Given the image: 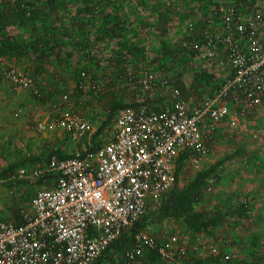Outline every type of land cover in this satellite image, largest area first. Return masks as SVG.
I'll return each mask as SVG.
<instances>
[{"label":"built area","instance_id":"2783aa9c","mask_svg":"<svg viewBox=\"0 0 264 264\" xmlns=\"http://www.w3.org/2000/svg\"><path fill=\"white\" fill-rule=\"evenodd\" d=\"M189 31L197 35L190 45L192 57L217 73L225 69L222 72L228 78L194 108L176 88L159 110L140 99L142 106L118 111L113 137L95 150L66 159L52 155L45 164L18 169L16 177L21 179L57 178L52 187L36 193L23 223L0 220V264H94L143 215L162 206L176 182L181 157L201 170L218 125L229 121L238 131L243 117L260 111L264 104V0L245 9L236 4L215 8L205 27L197 29L192 23ZM220 49L225 59L219 57ZM5 78L16 91L41 95L29 73L10 68ZM143 83L145 88L156 87V73L146 72ZM168 85L164 76L161 87ZM61 105L71 108L68 94L55 105L61 117L53 125L61 126L75 141L91 133L85 115L64 112ZM48 126L47 120L38 121L36 130L44 132ZM261 135L252 132L255 140ZM191 247L195 254L209 251L226 260L231 257L204 240L197 239ZM189 250L183 235L159 240L143 228L132 233L124 256L127 262L141 264L152 252L167 263L180 262Z\"/></svg>","mask_w":264,"mask_h":264},{"label":"rangeland","instance_id":"374dc122","mask_svg":"<svg viewBox=\"0 0 264 264\" xmlns=\"http://www.w3.org/2000/svg\"><path fill=\"white\" fill-rule=\"evenodd\" d=\"M232 1L216 0L220 7L227 6ZM192 8L197 9V13L196 11L194 13L196 15H193L194 17L201 15V9L203 8L201 0H189L182 7L183 11L186 10V12ZM151 19L153 20L151 14L144 10L141 14L132 16L129 25L136 28L141 27L143 32L139 35L145 36L146 60L149 62L146 64L145 70L152 69L159 75L166 73L171 78L182 68L173 70L172 67L167 65L166 61H162L166 68L160 71L157 64L150 61L152 57L160 55L158 47L160 38L156 33L150 31L152 28ZM186 21L188 23L190 18ZM99 24L100 22L97 21L96 25ZM42 29V26L33 27V24L20 26L18 22L11 23L6 27L10 37L20 42H31ZM174 30L175 28H172L171 34L164 39L169 42L179 39L180 32L175 34ZM109 53V46L104 51L93 52V56L91 55L93 60L97 57L103 58V61L97 64L95 63L96 60L93 61L91 58L81 60L79 55H75L72 60L69 59L68 64L63 61V65H61L63 67L60 66L59 62L57 64L55 58H51L37 72L38 63L33 56H24L20 59L13 56L0 58V73L3 76L10 68L33 74V77L37 75L34 82L42 94V96L40 95L41 98H35L37 95L29 90L15 92L16 90L12 89L5 76L2 78L0 84V168L16 158L28 156L29 154L38 155L45 148L52 147V145H59L69 154L81 152L92 143L91 139L94 132L106 117L111 97L122 96L128 102H139L147 95L150 98L158 96L160 92L157 90L151 91V95L148 93L149 90L145 91L146 88L142 81L144 77H140L144 88L141 95L135 94L133 87H137L140 83L136 78L141 76V73L135 72V70L140 71L141 68L137 69L136 67L134 70L129 68L130 72L138 74L135 80H131L132 84L127 82L128 79L126 81L115 79V74L106 59H104L108 57ZM62 56H65V54H62ZM150 62L153 68L149 66ZM84 63L90 64V68L89 73L86 72L87 75H85L84 81L80 83L79 90L76 87L73 75L75 74V68L76 72H79L78 70L81 69ZM184 65L202 68L205 65L207 66V63L190 58ZM181 75L186 84L189 85L192 78L189 70H185ZM207 92L208 90H205V88L192 91L188 99L190 107L194 108L198 102L208 95ZM63 94L71 96L72 106L67 108L66 105H61L62 110L71 114L85 115L89 120L92 131L90 134L85 135L86 139L75 141L61 126L52 124L56 118L61 117L55 105H60ZM18 110H21V112H18ZM260 111L241 120L240 131L232 129L229 121L221 122L212 138V151L201 163V168L204 169L226 155H230L235 151L239 152L221 165L216 173L209 178L202 199L195 205L197 210L208 215L215 212L227 214L224 223L213 229L211 235L193 233L183 219L166 218L161 222L150 224V231L157 237L163 238L178 233L188 239L190 245L188 256L180 259V262L184 263V261H188L190 257L195 255V251L191 246L198 239L207 243L212 242L211 244L217 245L220 250L227 249L232 260L244 264L250 258L253 261L258 259V264H264L263 250L260 255V251L256 253V251L246 249L247 244L250 243L247 240L248 235L250 238L252 234L256 233L264 235V104ZM252 115L255 117H251ZM42 120H47L49 126L46 131L38 132L36 123ZM252 131L262 133L259 140L252 138ZM112 136L113 128L105 130L100 138L104 142ZM196 173L195 167L189 164L183 165L179 179L180 188L192 181ZM42 187L30 181L14 187H9L4 182L0 183V219L15 222L10 210L16 204L19 206L21 214L31 213L32 201L25 200L26 194L31 193L32 196H35ZM241 202H247V208L251 210V213L249 216L246 215L241 219H236L229 213ZM126 233L131 238L130 231L128 230ZM129 244L130 242L122 250L113 249L98 264H138L127 262L125 259L124 252ZM180 262H176V264H180Z\"/></svg>","mask_w":264,"mask_h":264},{"label":"trees","instance_id":"16d2710c","mask_svg":"<svg viewBox=\"0 0 264 264\" xmlns=\"http://www.w3.org/2000/svg\"><path fill=\"white\" fill-rule=\"evenodd\" d=\"M188 1L189 0H24V2H22V0H0V58L13 56L20 59L24 56H33L38 63L37 72L40 71L51 58H55L57 64L59 62L61 66L63 65V61H65V64H68L69 59L72 60L75 55H79L81 60L83 58L92 59L91 55L93 56V52H98L100 50L104 51L109 46L110 53L108 57L104 59H106V62H108L115 74V79H118V81H126L128 79L127 82L132 84L131 80H135V77L138 76L135 72H140L141 76L136 78L140 83L137 87H133V89L135 94L141 95L144 88L141 84L140 77H145L144 75L146 72H152L153 70H145L146 64L149 62L146 60L145 36L139 35L143 31L141 27L136 28L130 26L129 22L132 16H137L145 10L151 14L153 18V20L151 19L152 28L150 31L156 33L160 38L158 46L160 55L157 54L158 56L152 57L150 61L153 64H157V68H159L160 71L166 68L162 61H166L168 63L167 65L172 67L173 70L182 68L175 76L171 77L172 79L168 77L166 73L159 75L153 71L156 73L158 85L156 87H148L145 91L149 90V95H151V91L154 90L160 93L155 98H150L148 95L143 97L142 99H144L145 103L151 106L156 105L158 106L156 109L159 110L166 99L170 97L171 91L175 88L181 90L183 97L187 101H189L188 99L191 96V92L194 90L205 88V90H208L207 93L209 95L222 84L227 73H225L224 77L223 74H218L210 70L206 65L200 68L199 66H185L184 63L190 58L195 59L192 57L190 45L191 41L196 38L197 35L189 31V25L193 23L197 26V29L205 27L207 25V19L214 12V9L220 6L217 4L216 0H201L203 4V8L201 9L202 13L194 17L196 15H194V13L195 11L197 13V9H188L187 12L182 9L184 3ZM257 1L258 0H233L231 4H236L245 9L246 7H250V4H255ZM206 11L209 13H206ZM189 18L190 21L186 23V20ZM97 21L100 22L99 25H96ZM15 22H18L20 26L33 24V27L42 26L43 29L31 42H20L10 37V34L6 31V27ZM172 28H175V34L180 32L181 36L174 42H169L164 38L171 34ZM62 54H65V56H62ZM95 60L93 61L97 64L101 63L100 61H103V58L97 57ZM151 62L149 64L150 67L153 66ZM89 65L88 63H84L81 69L78 70L79 72H76V68L75 71L73 70L75 72L73 76L75 77L76 87H78V89L80 83L84 81L85 75L89 73ZM136 67L137 69L141 68V70H135L134 73L129 71V68L134 70ZM185 70H189L192 77L189 85L186 84L181 75ZM4 76L0 73V84ZM30 76L35 80L37 79V75L33 77V74H30ZM164 76L169 81L167 89L166 87H161V80ZM127 82L126 84L129 85ZM11 86L12 89L15 90L13 84H11ZM35 98L41 97L35 96ZM142 105L143 103L141 101L128 102L122 96L111 97L109 99L108 112L105 119L94 132L91 139L92 143L81 150V153L87 150H95L103 143L100 137L105 130L111 128L114 130L115 116L120 109L125 107H139ZM18 112H21V110H18ZM214 133L212 138L214 137ZM83 139H86V136ZM238 153L239 152L235 151L230 155H226L209 167L198 171L193 180L183 188L179 186V179L184 165L183 157H181L176 171V182L171 191L165 196L162 206L157 211L147 212L143 215L136 225L129 230L130 233L136 232L137 229H143L149 224L161 222L166 218H174L183 219L187 227L193 233H206L211 235L213 229L224 223L227 214L215 212L214 214L211 213L208 215L203 211L197 210L195 205L202 199L203 191L209 178L216 173L221 165ZM52 155H57L61 159H66L73 157L75 153H66L59 145H52V147L45 148L38 155L29 154L28 156L11 160L0 168V183L4 182L9 185V187H14L30 181L35 185H39V187L43 186L40 190L52 187L55 184V178H57V176L54 175H47L34 180L16 177L18 169H32L35 166L45 164ZM33 197L34 195L32 196L31 193H27L25 200L29 199V201H32ZM22 200L25 201L24 199ZM247 206V202H241L235 206L233 211L229 214H232L236 219H241L246 215L249 216L251 210L248 209ZM10 211H12V215L15 218L14 223L21 224L24 222V215L21 214V210L17 204L14 208H11ZM126 234L125 231L119 240L113 243L109 249L114 248L115 250H122L125 245L131 241V238ZM109 249L106 251V256L110 253ZM223 251L229 252L226 249L222 250L221 253H223ZM203 252L206 254L203 256L194 255L190 257L188 261H184V263L180 262V264H243L237 260H232L231 257L226 260L222 254L212 255L209 251ZM105 257H101L94 264H98ZM141 264H176V262L167 263L151 252L149 253L148 260Z\"/></svg>","mask_w":264,"mask_h":264},{"label":"crops","instance_id":"0c3cea01","mask_svg":"<svg viewBox=\"0 0 264 264\" xmlns=\"http://www.w3.org/2000/svg\"><path fill=\"white\" fill-rule=\"evenodd\" d=\"M220 51H221V49H220ZM219 57L220 58H224L225 59V55H224V53H223V51H221V53L219 54ZM225 70V69H224ZM224 70H219V73L218 74H222V71H224ZM226 72H228V70H226ZM223 76L225 77V73H223ZM225 80V79H224ZM224 82V81H223ZM222 82V83H223ZM16 92H19V91H16ZM261 112V111H260ZM248 117V116H247ZM251 117H255L254 115H252ZM244 118H246V117H243L241 120H243ZM219 127V126H218ZM218 129V128H217ZM217 131V130H216ZM215 131V132H216ZM238 131H240V130H238ZM253 132V131H252ZM113 137V136H112ZM212 151V150H211ZM211 153V152H210ZM209 155V154H208ZM207 155V156H208ZM206 158V156L204 157V159ZM203 159V160H204ZM183 160H184V165L185 164H189V165H191V166H193L192 164H190L189 162H187V160L185 159V157L183 158ZM194 167V166H193ZM203 168H201V170H202ZM196 171L198 172V171H200V170H197L196 169ZM210 188V187H209ZM145 228H149V231L151 230L150 228H151V225L149 224V225H147ZM151 232V231H150ZM152 233V232H151ZM157 239H159V240H164V239H166L167 237H163V238H160V237H157L154 233H152ZM174 234H178V233H174ZM181 235V234H180ZM247 240H249V244H247L248 246L246 247V249H250V250H252V251H256V253H257V251H260V255L262 254L261 253V251L263 250L264 251V235H260V234H252L251 235V238L249 237V235H248V237H247ZM212 243V242H211ZM210 243V244H211ZM204 254H206V253H204L203 251H201V252H197L195 255H204ZM247 261V263L248 264H258V261L257 260H255V261H253V259H247L246 260Z\"/></svg>","mask_w":264,"mask_h":264}]
</instances>
